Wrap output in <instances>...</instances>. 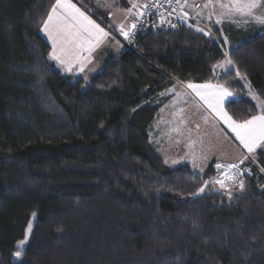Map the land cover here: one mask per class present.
<instances>
[{
    "label": "trees",
    "instance_id": "1",
    "mask_svg": "<svg viewBox=\"0 0 264 264\" xmlns=\"http://www.w3.org/2000/svg\"><path fill=\"white\" fill-rule=\"evenodd\" d=\"M55 4L0 0V264H264V175L214 191L213 163L169 168L149 136L178 82L222 84L241 95L225 107L235 121L257 116L246 86L264 102V25L225 24L226 39L147 28L134 51L73 81L41 35ZM227 57L234 70L217 78Z\"/></svg>",
    "mask_w": 264,
    "mask_h": 264
},
{
    "label": "rangeland",
    "instance_id": "2",
    "mask_svg": "<svg viewBox=\"0 0 264 264\" xmlns=\"http://www.w3.org/2000/svg\"><path fill=\"white\" fill-rule=\"evenodd\" d=\"M102 1L104 2L103 4L105 6L103 8L105 10L108 8L112 10L110 15L100 13L101 11L97 9V0H71V2L80 8L81 11H84L90 19L103 28L104 31L108 33V36L103 38L90 54L87 51L81 54L85 59L83 71H80L79 65H75L72 68V71H66L63 66L57 63V61L50 58L51 62L54 63L55 67L62 74H68L73 71H78L79 73H89L102 70L104 65L101 67L100 62H98L99 53L97 51L103 47V44L110 43L108 41L118 40L124 50H128L124 45L125 37L120 32L119 25H117L118 21L115 17L124 21V23L128 25L130 15H127L130 13L127 10L131 7V5L128 9H126L125 3L127 0H123V3L118 7L115 6L114 0H112L113 2L110 0ZM140 1L141 3L136 8L132 9V15H135L134 12L136 11L137 13L143 11L144 5L148 2V0ZM229 2L230 0H213L214 6L210 7H204V5L208 3V0H200L197 4L189 3L181 13L183 25L194 26V29L199 31L202 29L203 31L200 32L204 34L207 33V36L212 38H216L218 36L216 34L218 29L220 30V34L223 39H226V35L222 27L224 23H227V21L242 27L249 24L264 25L256 22L250 17L241 16L239 14L233 16L221 15L226 12V10L221 9L219 4ZM185 13H187L186 18L184 17ZM257 13L264 15L260 9L257 10ZM135 17L136 18L133 20H136L135 22L138 24L140 16L137 15ZM108 18H110V20ZM218 19L221 20L220 23L216 22ZM112 21H114L116 26L112 23ZM190 22L195 23V25ZM126 30L129 31L128 29ZM132 31H130L129 34H131ZM41 35L52 46V40L49 39L48 35L43 31V27L41 29ZM237 46L238 44L228 42L224 49L225 54L228 55L229 52ZM228 59L229 58L227 57L214 67V74L217 78L227 76L234 70L233 64L227 63ZM189 83L195 85L213 84L226 87L216 82H178L161 92L157 101L159 103L163 102L164 105L157 114L150 129L149 136L151 144L169 168L175 169L186 165L189 166L195 174L202 175L208 166L213 163L215 175L211 183H208L207 186L210 184L214 191L223 192L228 195H233V193L236 192L244 193L247 188V178H251L253 176L254 168L258 169L259 173L264 175V171L261 170L262 168H260L257 163L259 159L258 153L262 149L258 148L255 153H248L247 149H245L243 145L240 144L239 140L236 139L235 133L231 131L228 125L211 108H209L203 100L200 99L195 91L187 87ZM246 87V97L255 102L259 109L260 113L257 116L264 115L263 101L249 83H247ZM227 89L232 93V97L229 98V100H238L241 98L240 93L232 91L229 88ZM254 97H258V99ZM229 100L225 101L224 108ZM225 111L227 112L226 108ZM245 157H247V159H245ZM253 157H255L254 160ZM242 159L244 162L239 164V172L236 175V179L242 180L244 183V187L241 190L238 183H234L233 180L225 179L223 173L226 169H217L216 164H237ZM233 171L236 172V170ZM240 173H242V175ZM217 179H224L227 187L221 188L218 183H213V181ZM33 222L34 219L30 224L31 232ZM31 232L29 233L27 229V238L23 247L21 248V243L19 244L21 250L26 248ZM21 256L22 253L19 257L15 254L13 258L15 261L19 262L21 260Z\"/></svg>",
    "mask_w": 264,
    "mask_h": 264
},
{
    "label": "snow or ice",
    "instance_id": "3",
    "mask_svg": "<svg viewBox=\"0 0 264 264\" xmlns=\"http://www.w3.org/2000/svg\"><path fill=\"white\" fill-rule=\"evenodd\" d=\"M168 2L171 4V0H168ZM183 6L181 5V7ZM210 6H214L213 0H208V3L204 5V7ZM219 6L221 9L226 10L221 15L233 16L239 14L250 17L260 24H264V15L257 13L258 9L264 10V0H230L229 3H220ZM136 7V4H132L127 11L132 14V9ZM144 7L147 8L149 5L145 4ZM135 14L143 16L145 13L141 11ZM161 17V23H164L162 13ZM184 17H187V13L184 14ZM216 22L220 23L221 20L218 19ZM171 26L175 27L176 25L172 24ZM135 28L136 22L131 24L129 31H125L124 26L121 25L120 32L124 35L125 39H128L129 32ZM43 31L52 40L50 58L57 61L66 71H72L75 65H79L80 71H83L85 59L81 54L85 51L90 54L101 40L108 36V33L103 28L90 19L71 0H56V5L51 9V13L43 25ZM200 31L203 30L200 29ZM205 34L207 35V33ZM227 63H232L230 58L227 60ZM225 70L228 71L227 69ZM187 87L195 91L200 99L228 125L231 131L235 133L236 139L247 149L248 153H255L258 148L264 150V115L254 116L250 120L237 123L224 108L225 101L232 97V93L226 87L213 84L195 85L191 83ZM254 98L258 99V97ZM229 102H234V100H229ZM254 159L255 157H253ZM243 162L242 159L237 164H216L217 169H226L223 173L225 179L238 183L241 190L244 187V183L242 180H237L236 175L239 172V164ZM233 170H236V172ZM261 170L264 171V169ZM240 174L242 175V173ZM213 183H218L221 188L227 187L224 179H217ZM200 191L203 192L204 188H201ZM28 232H31V225L28 227ZM24 243L25 241L21 242V248ZM16 255L19 257L21 255L20 251H17Z\"/></svg>",
    "mask_w": 264,
    "mask_h": 264
},
{
    "label": "built area",
    "instance_id": "4",
    "mask_svg": "<svg viewBox=\"0 0 264 264\" xmlns=\"http://www.w3.org/2000/svg\"><path fill=\"white\" fill-rule=\"evenodd\" d=\"M200 0H148L146 3L149 7L143 9L145 14L140 16L136 28L129 34V38L124 40V45L129 51H134V45L137 37L147 28H155L164 25L169 29H178L183 26L181 13L189 3L197 4ZM181 5H184L181 7ZM175 9V11H174ZM161 13L163 14L164 23H161ZM175 24V27L171 25Z\"/></svg>",
    "mask_w": 264,
    "mask_h": 264
},
{
    "label": "crops",
    "instance_id": "5",
    "mask_svg": "<svg viewBox=\"0 0 264 264\" xmlns=\"http://www.w3.org/2000/svg\"><path fill=\"white\" fill-rule=\"evenodd\" d=\"M110 1H112V0H110ZM205 1H207V0H205ZM113 2V1H112ZM114 2H115V6L116 7H118V6H120L122 3H123V0H114ZM135 2V3H134ZM104 2L102 1V0H97V9H99L101 12V14L102 13H105V14H109L110 15V13H112V10L110 9V8H108L107 10H105L103 7L105 6L104 4H103ZM141 3V1L140 0H127V2L125 3V7H126V9H128L129 7H130V5H132V4H136L137 6L139 5ZM134 13H137V11L136 12H134ZM130 15V16H129ZM127 16H129L130 18L128 19V21H129V24L127 25L126 23H124V21H121V20H119L117 17H115L116 18V20L118 21L117 22V25H119V28H120V26L121 25H123L124 26V30L125 31H127L126 29H128L129 30V28H130V26H131V24L133 23V22H135L136 20H133L134 18H136L135 16H137L136 14L134 15H132V14H128ZM109 17V16H108ZM109 20H110V18H108ZM127 20V19H126ZM112 23L116 26V24L114 23V21H112ZM191 24H193V25H195V23H193V22H190ZM229 22L227 21V23L226 24H228ZM224 25H225V23H224ZM223 25V26H224ZM191 27H193L194 28V26H191ZM199 27V26H198ZM108 42H110V43H106V44H103L102 46V48L100 49V50H98L97 52L99 53V57H98V62H100V64H101V67L103 66V65H105V63L107 62V60L108 59H110V58H117V57H119L121 54H123L124 53V48L121 46V43H119V41L117 40V41H108ZM51 61V60H50ZM53 65H54V63H53ZM55 66V65H54ZM56 68V67H55ZM57 69V68H56ZM103 69V68H102ZM58 70V69H57ZM59 71V70H58ZM60 72V71H59ZM98 72V71H97ZM61 73V72H60ZM93 73H95V72H75V71H73V72H71V73H68V74H62L63 76H65V77H67V78H70V79H72L73 81H77V80H79V79H81V78H86V77H88L89 75H91V74H93Z\"/></svg>",
    "mask_w": 264,
    "mask_h": 264
}]
</instances>
